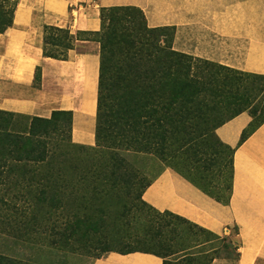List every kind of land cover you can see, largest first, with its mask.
<instances>
[{"label":"trees","instance_id":"1","mask_svg":"<svg viewBox=\"0 0 264 264\" xmlns=\"http://www.w3.org/2000/svg\"><path fill=\"white\" fill-rule=\"evenodd\" d=\"M18 2L0 0V33L12 26ZM99 20L97 32L71 34L68 28L42 27L45 58L66 60L76 42L99 45L93 147L71 142L69 111H53L47 119L0 111V192L1 186L7 191H23L31 201L25 232L13 235L31 248L35 259L25 262L0 254V264H43L36 258L38 254H45L44 260L53 264L58 256V262L64 264L71 254L84 253L96 260L111 252L151 254L162 264H211L220 258L226 237L167 211L146 207L145 238L122 241L118 237L121 230L115 226V243L103 246L90 245L93 240L82 241L79 235L85 231L76 230L73 223L79 214L88 226L96 227L102 221L106 214L104 192L120 188L127 157L169 164L202 193L227 205L235 149L222 144L215 130L248 113L251 122L240 136L241 145L264 123V75L239 72L173 51V28H148L137 8H101ZM168 31L170 40L162 47L159 39ZM35 75L40 77L38 66ZM84 155L86 159L81 158ZM139 202L143 210L145 204ZM40 213H47L46 228L40 223ZM164 217L168 221L161 223ZM23 236L27 238L21 241ZM228 245L232 255L223 258L236 259V247L230 241Z\"/></svg>","mask_w":264,"mask_h":264},{"label":"crops","instance_id":"2","mask_svg":"<svg viewBox=\"0 0 264 264\" xmlns=\"http://www.w3.org/2000/svg\"><path fill=\"white\" fill-rule=\"evenodd\" d=\"M108 7L139 9L151 29L172 27L171 48L177 53L264 75V0H19L12 26L0 33V111L46 119L53 111H69L71 142L94 146L98 53L71 50L66 60L45 58L42 27L97 32L99 9ZM37 66L41 86L33 89ZM249 122L247 113H241L215 130L222 144L235 149L227 205L172 170L162 171L144 193L155 210L227 237L236 247V259L217 258L211 264H264V123L238 145ZM94 264L162 260L144 253H111Z\"/></svg>","mask_w":264,"mask_h":264},{"label":"rangeland","instance_id":"3","mask_svg":"<svg viewBox=\"0 0 264 264\" xmlns=\"http://www.w3.org/2000/svg\"><path fill=\"white\" fill-rule=\"evenodd\" d=\"M100 10L101 8L99 9V13H100ZM143 23L147 25L145 18L143 20ZM48 26H56V25H48ZM56 27H59V26H56ZM158 28H172V27H158ZM170 33H171L170 31L165 32L166 34V35L164 34L165 37L159 39L160 46L162 47L167 46V42L170 40V37H171ZM71 34H74V31ZM88 37H92V36L88 35ZM163 40H165V43L163 42ZM75 46L76 47L74 51H76L77 53H81V54L83 53L87 54L88 52L89 53H94V52L99 53V45L97 43L81 44L80 42H76ZM248 74H251V73H248ZM40 86H41V81L38 75L36 78L34 77L32 88L40 89ZM243 113H246V112H243ZM17 115H20V114H17ZM247 115L249 116L250 122H251L250 115L248 113ZM20 116L31 118L29 116H24V115H20ZM77 146L88 147V146H83V145H77ZM89 147H93V146H89ZM86 157L87 155L81 156V158H84V159H86ZM232 160H233V157H232ZM127 163H128V167L126 169L127 171H125L123 174L124 180L122 183L119 184L120 188L119 189L116 188L117 190L116 192H114V190L112 189H106L107 194L104 192V194L106 195L104 197L105 198L104 207H105L106 214H104V216L102 217V221L100 220L99 221L100 223L97 222L96 224L98 225L96 227H93L91 225L88 226L86 223H83L82 218H81L82 214H79L80 217L74 220L75 222L73 223V226L76 224V226H74L76 230L79 228L81 230L83 228L85 231L83 233H80L79 238L82 241H86V242L93 240L92 243H89L92 246L93 245L103 246L104 244H107V243L109 244V242L111 244L115 243L116 238H117L115 226H118L119 229L121 230L120 234H118V237H120L121 238L120 240L122 241L136 240L137 238L138 239L145 238L147 236V234H145L146 224H147V217L145 215L147 212L145 211V209L146 207L153 208L152 206L149 205V203H147L144 197L145 190L149 186V184L159 176V174L162 171L172 170L176 172L173 166H168L169 164L168 165L161 164L154 159H150L146 157L145 158L127 157ZM178 167L180 169H183L181 168L180 165H178ZM177 174L180 175L179 173ZM41 182L44 183V180H42ZM1 188H2L1 189L2 192H0V229H3V233H0V254L8 258H12V259L15 258L16 260H19V261L28 262L29 259H32L31 261H34L35 259L33 257V251L31 250V248H28V245L22 244L20 241H16V238L13 235L14 232H17V231L20 232L21 234L25 232L24 226H26L25 224L26 222L24 221L27 219L26 217H28L32 211L31 203L29 205V202L31 201L27 199L26 192L7 191L5 190L6 187L4 186H1ZM140 190L141 192L139 193ZM138 193L139 195H137ZM138 197H139V201H142L145 204V207L143 210H141V204L137 200ZM42 210H43L42 211L43 213L45 210V206H43ZM117 214H119V217H117ZM38 215L42 216L40 219V223L44 228H46L47 223H48L47 213L45 215L41 213ZM130 218L136 219V221L133 223H130L129 221ZM166 221H168V219L167 217H164V219L161 220V223L166 222ZM12 225L18 228L12 229L11 227ZM96 228H99V229H96ZM88 230H91V232L86 233V231ZM100 230L101 232H99ZM234 231L235 230H233V232ZM218 237L224 238L221 236H218ZM26 238H27L26 236H23L20 240L23 241ZM228 242L229 240L226 237V243H224L226 246L220 251V255L218 257L223 258V257H226V256L228 257L232 255L231 250L228 248V246H230L228 245ZM216 243L217 242H214V244ZM27 244H30V243H27ZM111 253H115V252H111ZM111 253L104 254L99 259H102L106 257L107 255H110ZM136 253H139V252H136ZM115 254H118V253H115ZM83 255L85 256H75L71 254V256L65 259L64 264H94V262L98 260V259L96 260L89 259L87 255L84 253ZM45 256H46L45 254H41V255L38 254L36 258L38 259L39 262H42L43 264L44 263L53 264L50 259H47V261L44 260L46 258ZM53 261L56 264H60L58 262V256H56Z\"/></svg>","mask_w":264,"mask_h":264}]
</instances>
